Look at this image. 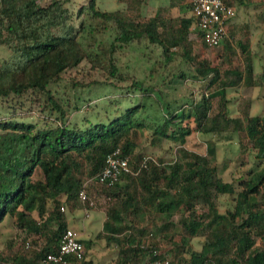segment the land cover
Listing matches in <instances>:
<instances>
[{"label":"trees","instance_id":"16d2710c","mask_svg":"<svg viewBox=\"0 0 264 264\" xmlns=\"http://www.w3.org/2000/svg\"><path fill=\"white\" fill-rule=\"evenodd\" d=\"M71 1L0 0V44L10 50L0 62V223L16 217L40 244L33 255L15 258L25 264H63L41 261L68 227L61 198H79L84 164H90L93 176L108 153L121 147L141 169L126 182L103 185L117 201L108 208V230L122 232L130 212L155 208L171 219L183 208L188 211L180 219L183 233H208L201 248L185 246L189 256L170 258V264H264L259 201L264 196V113H251L254 89L264 77L253 59L244 68L223 69L195 53L189 37L193 25L203 47L209 46L188 9L166 18L159 10L132 15L129 4L108 10L86 0L75 12ZM232 37L222 43L235 54ZM239 47L251 53L242 40ZM131 51L141 53L146 63L141 70L122 61ZM230 87L241 88L246 117L230 112ZM216 95L221 102L214 111ZM241 130L251 143L253 162L238 183L222 177L226 167H217L215 139L208 140L207 153L186 146L193 131L233 139ZM145 131L154 145L168 139L179 143L181 152L170 163L142 154L138 147ZM225 192L234 204L222 210L215 198ZM130 235L107 236L118 244L127 241L115 264H144L136 256L148 257L157 248L142 240L128 248L134 240Z\"/></svg>","mask_w":264,"mask_h":264},{"label":"rangeland","instance_id":"374dc122","mask_svg":"<svg viewBox=\"0 0 264 264\" xmlns=\"http://www.w3.org/2000/svg\"><path fill=\"white\" fill-rule=\"evenodd\" d=\"M84 2H86V0H72L69 2V5L72 10L76 12L79 5ZM97 2L98 6L102 9L108 10L119 8L120 4L123 6H125V4H129V6L132 7V10L130 11L132 15L140 13L139 10L143 12V14L141 13L142 15L153 14L159 10L160 15L166 18H176L180 14L185 13L184 11L188 9L183 7V9H181L178 6L172 8L168 5V2H164V0H97ZM140 3L142 4L141 6ZM237 6V15L240 13L242 23L234 26H232L234 23L229 25V36L233 33V37L231 39L234 47L237 49V52L235 54H231L223 43L218 47L204 48L201 36L193 25L189 37L194 41L195 53L206 55L212 64L219 65L223 69L232 66L244 68L248 63L249 58H251L255 63L256 72L262 73L264 77V0H243L239 2ZM240 40H242L251 50L250 54H248V52H243L239 47ZM9 55V48L6 45L0 44V62L8 58ZM140 55L141 53L139 51H131L128 55H122L121 59L123 62L129 60V62H132L139 70H141L146 66V63L139 57ZM213 88L215 89V86H213L211 90ZM227 96L231 97L229 107L232 114L238 115L246 108V106L248 107L247 102H240V98L242 96L240 87H230L228 89ZM220 99V95H216L214 97V111L220 108ZM35 110L38 111L36 107ZM251 113H264V80L262 85L257 86L254 89ZM240 115L246 117L243 112ZM76 117L79 118V115ZM212 138L218 143L217 167L219 170H221L224 166L226 167V170L221 171L222 177L225 180H235L236 183H238L240 176L243 173L245 174L247 166L253 162L251 143L248 140L245 131L241 130L239 136L234 137L233 139H227L223 135L193 131L188 136L186 146L192 151L207 153V142ZM180 148L181 145L179 143H175L168 139H164L161 145H154L150 141L148 131H145V136L140 138L138 150L142 154L144 153L155 157H162L164 163H170L175 159L176 155L181 152ZM84 168V179L88 183V189L91 196L96 200V205L91 210V215L95 218V221H98L99 226H101L102 222L111 218L110 215H108V208L111 204H116L117 201L106 193L105 186L98 184L93 180H89L91 176L90 164H84ZM126 180H128V178ZM121 183H123V181ZM61 199V204L65 205V210L63 211L65 213V218L74 211L82 210L83 212V210H85V204H83L79 198L66 201V197L63 196ZM215 201L222 210L228 208L229 206H233L234 204L232 195L227 192L220 193L215 198ZM259 201L261 205H264V196L260 197ZM50 208L51 206L49 209ZM203 209L204 208L199 207L200 211H203ZM187 212L188 211L183 210V208L181 210H177L171 219L165 217L164 213H160L155 208H150L138 213L130 212L127 215H124L125 220H123V233L119 236L124 238L126 233H132L130 237L134 236V240L132 245L128 248H133L139 240H142L148 246L151 243H154L162 253H167L171 259H184L189 256L185 251L187 250L185 249V246L191 245L197 249L201 248L206 236L205 234L208 233L206 230L195 236H186V234L182 231L180 219L182 214ZM81 214L78 215L79 219L82 218ZM107 232L109 231L106 229V234ZM36 237L37 236L35 234H28L27 229L21 226L16 217L6 218L5 221L0 223V264H22V262L15 258V254L25 253L27 255H33L35 251L38 250L40 245L35 242L34 238ZM29 239L32 244L31 247L27 248L25 247V242ZM99 241L105 246L111 245L115 240H109L106 236H101ZM126 244L127 241L124 239L121 243L115 245L114 248L109 249L104 256H98L99 254L97 252H90L88 253V258L85 259L87 261L86 264H115L122 255V246H125ZM102 247L103 246H101V248ZM133 251L134 250H132V252ZM144 256H141L139 253L136 258L141 260L143 263L147 259V257ZM132 259L134 260L135 257L133 256ZM80 263L81 262L78 264Z\"/></svg>","mask_w":264,"mask_h":264},{"label":"built area","instance_id":"2783aa9c","mask_svg":"<svg viewBox=\"0 0 264 264\" xmlns=\"http://www.w3.org/2000/svg\"><path fill=\"white\" fill-rule=\"evenodd\" d=\"M196 24L202 30V37L209 47H218L229 35V25L237 12L239 0H189ZM144 164V161L141 163ZM141 167H136L130 155L124 154L121 147L108 153L103 169L89 180L105 186H113L125 181L128 176H136L140 173ZM79 199L85 204V213L96 205V200L91 196L88 183L85 180L83 187L78 192ZM61 210L65 205L61 204ZM25 247H31V240L25 242ZM165 255V256H164ZM86 258V247L78 232L72 227H67L61 234L57 247L45 252L42 263H63L67 264L72 260L77 262ZM144 264H170L168 254L162 253L154 248L147 257ZM206 264H214L208 261Z\"/></svg>","mask_w":264,"mask_h":264},{"label":"crops","instance_id":"0c3cea01","mask_svg":"<svg viewBox=\"0 0 264 264\" xmlns=\"http://www.w3.org/2000/svg\"><path fill=\"white\" fill-rule=\"evenodd\" d=\"M165 1L168 2V5H170L172 8L177 7V6L180 7L181 9L188 8V11H187L188 14H192L191 7H189L190 6L189 0H164V2ZM237 11H238V6H237ZM237 14H238V12L236 13V15L232 18V20L230 22V24L234 23L232 26L242 23V18H241L240 13H239V15H237ZM238 27H239V25H238ZM81 213H83V214H81ZM79 214L82 215V218H80V219L78 216ZM92 217L93 216L91 214L87 215L85 213V210H83V212L81 210V211H74L72 214L68 215L65 218L67 221L68 227H72L74 230H76L78 232L79 236L81 237L82 241L84 242L85 247H86V258H88V253H90V252H93V253L97 252L99 254L98 256H104L108 252L109 249L114 248L115 245H118L117 240L109 239V240H115L116 242L115 241L114 242L116 244L113 242L111 245H105L106 246L105 247L99 241L101 236L102 237L106 236V238L108 239L107 236L111 235L112 233H115L117 236H119L120 234L123 233V230H122V232H119V233L117 231L113 232V231L108 230L104 226L105 222H102L101 226H99L98 221H95V218L93 217L94 218L93 219ZM121 224H123V222ZM104 228H105V230H104ZM106 229H107V231H109V232H107V234H106ZM101 231L103 232L102 235H98ZM101 246H103V247L101 248ZM22 264H24V263H22Z\"/></svg>","mask_w":264,"mask_h":264}]
</instances>
